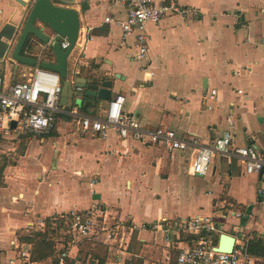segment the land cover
Instances as JSON below:
<instances>
[{"label":"crops","instance_id":"obj_1","mask_svg":"<svg viewBox=\"0 0 264 264\" xmlns=\"http://www.w3.org/2000/svg\"><path fill=\"white\" fill-rule=\"evenodd\" d=\"M153 1L160 5L169 0ZM174 1L198 13L146 24L148 56L143 64L153 72L151 78L133 59L135 33L122 35L118 21L126 16L123 4L115 0L64 4L78 11L80 30L88 34L68 58L67 79L74 92L77 83L109 79L110 99L125 95V112L146 128L169 126L180 137L199 143L211 142L230 129L232 147H262L264 0ZM25 14V7L15 0H0V28L6 22L20 23ZM44 47L38 43L35 53ZM22 66L6 58L0 61V76L5 82L24 80L34 67ZM85 89L79 98L74 95L77 101L71 107L78 114L99 116L108 100L89 96L90 112L83 113L79 106L88 97ZM212 89L216 92L209 97ZM21 139L0 140V264H27L20 252L30 253L31 245L21 242L20 236L44 230L41 223L45 225L46 218L94 203L107 209L109 220L132 228L125 230L127 250L122 256L100 242L72 238L65 250L81 264H124L131 256L144 264H170V251L175 258L176 250L151 226L164 218L207 215L227 233L249 239L259 234L264 239V209L257 195L264 173H245L242 161L231 163L228 157L215 155L206 174L212 186L195 192L194 184L199 183L187 172L190 148L168 152L122 139L114 130L100 138L83 133L76 118L64 114L57 115L49 133L31 136L18 152ZM61 246L57 241L56 248ZM93 248L98 256L89 254ZM253 260L263 263L261 258ZM32 262L53 264L51 258Z\"/></svg>","mask_w":264,"mask_h":264},{"label":"built area","instance_id":"obj_2","mask_svg":"<svg viewBox=\"0 0 264 264\" xmlns=\"http://www.w3.org/2000/svg\"><path fill=\"white\" fill-rule=\"evenodd\" d=\"M125 6L126 16L118 21L123 37L135 33V53L133 59L151 78L153 72L148 71L143 61L148 56V43L145 26L147 23H158L171 15H196L195 8L183 6L174 0L157 5L153 0H115ZM110 20V17H105ZM79 28L74 48H81L88 34ZM54 37V36H53ZM59 45L66 49L69 45L66 37L58 38ZM43 49L41 50V52ZM40 53L36 54L37 64L24 80L5 82L0 76V140L25 135L41 137L49 133L56 121L57 115L64 114L76 118L83 133H90L105 138L111 130L117 132L120 138H131L142 141L168 152L190 148L192 158L188 167V175L205 176L210 170V163L215 155L226 156L242 161L245 173H264V144L262 147L249 144L232 147L233 134L226 129L221 135L208 143H199L194 138H183L175 129L169 126L155 128L144 127L140 120L128 115L124 108L125 95L118 93L109 99L99 116L78 114L74 108L60 104L62 80L58 73L39 67ZM81 86H76L74 95L82 92ZM216 90L209 92L213 97ZM241 92V91H238ZM15 126L11 127V121ZM226 121L232 127V118L228 114ZM95 179L89 182L91 190ZM258 201L264 209V184L258 190ZM236 216L240 212H235ZM69 224L67 233L72 238L88 239L102 243L122 256L127 250L124 237L128 226L108 219L107 209L94 203L84 209H73L61 215ZM42 227H45L41 223ZM160 230L163 239L176 250L174 264H254V257L248 253L249 236L233 233L234 244L230 252L217 251L213 241L214 235L227 233L218 226L210 216L196 214L186 218H164L151 225ZM129 229L132 228L129 226ZM230 234V233H228ZM62 247V246H61ZM27 264H33L29 251H21ZM70 259L66 250L58 253L57 264H81ZM263 260V259H262ZM264 264V260L263 263Z\"/></svg>","mask_w":264,"mask_h":264},{"label":"water","instance_id":"obj_3","mask_svg":"<svg viewBox=\"0 0 264 264\" xmlns=\"http://www.w3.org/2000/svg\"><path fill=\"white\" fill-rule=\"evenodd\" d=\"M25 7L26 14L18 24L6 22L0 28V61L9 60L34 67L37 59L33 55L22 54V49L26 40L31 36L45 47L43 51L50 49L54 55V61L40 60L38 65L58 73L62 80L60 104L71 107L76 103L72 82L67 79L68 58L75 46V41L80 28L78 11L66 3H73L74 0H15ZM48 30L49 32L45 31ZM54 36V37H53ZM66 37L69 45L62 49L58 38ZM85 89L88 96L97 97L101 100H109L111 97L110 87L112 81L109 79L96 81L91 79L88 82L77 83ZM15 126V121H11V127ZM226 157V156H224ZM263 173V170L260 171ZM232 233H221L216 246L217 251L230 252L234 244Z\"/></svg>","mask_w":264,"mask_h":264},{"label":"trees","instance_id":"obj_4","mask_svg":"<svg viewBox=\"0 0 264 264\" xmlns=\"http://www.w3.org/2000/svg\"><path fill=\"white\" fill-rule=\"evenodd\" d=\"M39 42L35 41L33 37H29L24 44L22 54L33 55L35 57V48ZM45 61H54V55L50 47L44 50L42 59ZM93 80L101 81L102 78L94 77ZM104 80V79H103ZM102 80V81H103ZM91 98L85 97L82 99L79 106V110L83 113H89L91 108ZM33 135L22 136L24 140L29 139ZM69 230V224L62 216H52L45 219V228L42 231H30L26 235L20 236V241L23 243H29L30 247V260L31 261H44L47 258L52 259L53 264H57L58 253L61 250H65L71 241V236L67 233ZM218 236L214 235L213 241L216 243ZM60 241L62 247L56 248V242ZM248 253L254 257L264 260V239L259 234L248 240ZM93 257V256H91ZM66 261H71L66 259ZM124 264H144L143 260L138 257H129L124 261Z\"/></svg>","mask_w":264,"mask_h":264},{"label":"rangeland","instance_id":"obj_5","mask_svg":"<svg viewBox=\"0 0 264 264\" xmlns=\"http://www.w3.org/2000/svg\"><path fill=\"white\" fill-rule=\"evenodd\" d=\"M14 63H15V62H14ZM16 64H18V63H16ZM18 65H20V67H23L22 64H18ZM18 67H19V66H18ZM60 132L63 133V132H62V127L60 128ZM26 142H27V141L24 140V139H21V141L17 142V143H18V146H17V150H18V152H21V151L23 150V148H24ZM192 177H195L196 180H197L198 183H199V184H197V183L194 184L193 189H194L195 192L205 191V190H207L209 187L212 186V181L208 180L207 175L202 176L203 178L198 177V176H192ZM204 213H205V212H204ZM29 232H30V231H29ZM29 232H28V233H29ZM28 233H27V234H28ZM131 242H132V241H131ZM132 244H133V243H132ZM132 244H131V247L133 246ZM83 245H84V247H86L85 244H83ZM87 245H88V244H87ZM88 247H92V246H91V245H88ZM96 247H98V246H96ZM131 249H132V248H131ZM81 254H85V253L82 252ZM89 254H91L92 256H98V255H99L97 252H95V249H94V248H93V250H92L91 252H89ZM173 262H174L173 252L170 251V254H169V263L172 264ZM161 264H162V263H161Z\"/></svg>","mask_w":264,"mask_h":264}]
</instances>
